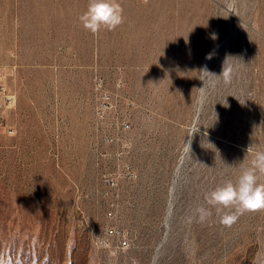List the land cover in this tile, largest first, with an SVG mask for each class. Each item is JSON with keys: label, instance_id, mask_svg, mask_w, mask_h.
<instances>
[{"label": "rangeland", "instance_id": "1", "mask_svg": "<svg viewBox=\"0 0 264 264\" xmlns=\"http://www.w3.org/2000/svg\"><path fill=\"white\" fill-rule=\"evenodd\" d=\"M117 2L94 35L89 0H0V264H264V209L195 212L264 151V0ZM119 157L138 178L109 187Z\"/></svg>", "mask_w": 264, "mask_h": 264}, {"label": "clouds", "instance_id": "2", "mask_svg": "<svg viewBox=\"0 0 264 264\" xmlns=\"http://www.w3.org/2000/svg\"><path fill=\"white\" fill-rule=\"evenodd\" d=\"M78 19L84 29L95 35L101 30L113 31L121 25L123 9L117 0H89L87 10ZM212 38L215 39V35ZM261 177H264V151H257L251 166L242 170L235 183L229 180L205 194L208 207L200 206L195 210L199 221L204 222L211 217V209L214 208L220 214V223L230 227L240 215L264 209V182H261ZM104 244L108 246L107 241Z\"/></svg>", "mask_w": 264, "mask_h": 264}, {"label": "built area", "instance_id": "3", "mask_svg": "<svg viewBox=\"0 0 264 264\" xmlns=\"http://www.w3.org/2000/svg\"><path fill=\"white\" fill-rule=\"evenodd\" d=\"M96 90L99 92L100 98L98 101L97 106V114L98 117L103 118V115L105 114L106 110H109L110 107H112L113 104V96L102 89V85H99ZM14 102V98L11 96H7L3 90H0V109H3L4 107H7L8 105H11ZM116 134L115 136L111 133H103V141L106 144H118V145H124L125 144V135L126 133H129L132 130V126L126 119H119L117 122V125L115 126ZM124 156V153L119 155ZM119 161V172L115 174L106 175L105 177L108 178L106 181V184L109 187H118L119 180L120 179H130V180H136L138 178V175L132 165H130L128 162L124 161V158L120 159ZM116 210V206L112 204L107 208V218L110 220H113L115 218L114 211ZM113 243L111 244L113 248V253L115 255L120 254L122 252H125L129 248V240L126 237H116L112 235ZM98 244L101 243L99 242ZM97 243V242H96Z\"/></svg>", "mask_w": 264, "mask_h": 264}, {"label": "bare ground", "instance_id": "4", "mask_svg": "<svg viewBox=\"0 0 264 264\" xmlns=\"http://www.w3.org/2000/svg\"><path fill=\"white\" fill-rule=\"evenodd\" d=\"M196 33V32H195ZM196 38H197V36H196ZM201 39V38H200ZM196 42H198L197 40H196ZM214 51V50H213ZM212 53V50L208 53V55H207V57H206V59H205V63H207L208 62V60H209V58H208V56H209V54H211ZM210 61V60H209Z\"/></svg>", "mask_w": 264, "mask_h": 264}]
</instances>
